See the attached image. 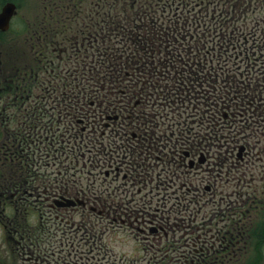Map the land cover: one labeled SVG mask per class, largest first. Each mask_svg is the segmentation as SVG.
Returning <instances> with one entry per match:
<instances>
[{"label": "flooded vegetation", "instance_id": "obj_1", "mask_svg": "<svg viewBox=\"0 0 264 264\" xmlns=\"http://www.w3.org/2000/svg\"><path fill=\"white\" fill-rule=\"evenodd\" d=\"M7 1L0 0V10ZM15 1L23 12L0 28V264H232L239 252L264 264V234L252 240L250 225L244 240L232 239V226L218 224L209 227L211 234H198L211 240L181 239L192 234L170 228L168 204L154 214L153 195L142 192L156 185L157 200L169 201L173 188L180 203L187 185L221 205L242 190L258 197L264 216L263 105L255 108L254 122L242 117L229 133L213 134L206 147L197 135L192 141L172 137L169 119L153 110L142 87L146 98L125 89L95 96L90 89L100 86L97 81L74 85V48L89 40L88 25L105 24V0H36L30 9ZM75 87L81 97L74 96ZM75 118L88 153L80 172L69 153ZM177 125L172 130L182 133L183 122ZM107 146L112 149L103 150ZM203 166L206 176L198 174ZM127 228L136 230L151 257L128 255L105 238ZM69 239L79 242H71V250Z\"/></svg>", "mask_w": 264, "mask_h": 264}, {"label": "rangeland", "instance_id": "obj_2", "mask_svg": "<svg viewBox=\"0 0 264 264\" xmlns=\"http://www.w3.org/2000/svg\"><path fill=\"white\" fill-rule=\"evenodd\" d=\"M263 1V2H262ZM36 0H23V4L25 5V9H30L34 7ZM164 3L162 0H153V8L157 12V15L160 13L163 15V17L159 18V16H156L159 21L163 22H170L177 20V16H183L181 21V26L184 27V32L185 36L188 38L189 45L188 50L190 51L193 49V41L198 40L197 44L200 45L201 47L205 45L204 48H208V54L211 60L214 61L215 64H217V68L221 70L220 67H225L226 69L230 70L229 73L235 74L237 77H240L238 73H241L242 70H244V65L246 63H243L242 57L243 54L241 53L242 48H239L238 44L239 42L246 41L247 37H249L251 34L247 35V32H249V26L252 25H258L259 29L257 30L258 34H261V37L264 36V19L261 17L264 16L263 12L264 11V0H254L252 3H248V6H253L250 8L249 12L246 8H243L239 10V12H243L244 15H236V17H233L231 9L228 8V0H185V4L181 2V0H171L170 6L171 8L168 9L166 8L164 11L161 12V6ZM82 5L89 6V3H83ZM81 5V6H82ZM80 6V7H81ZM226 10L229 11L228 15L226 14ZM23 12V8L21 9L20 14ZM110 14H113L112 16H116V10L113 8ZM123 12H127V10H122ZM223 17H225V25L229 26V30L231 31V35L235 37V39H229L227 43H224L223 45L219 42V31L215 28V21L219 23ZM258 17L259 23L257 24L255 20L251 23H248V28H247V22L251 19H255ZM202 20V24L197 25V24H191L190 20ZM257 19V18H256ZM109 21H116L115 19H110ZM107 22L106 24L114 23V22ZM256 23V24H254ZM120 24V23H119ZM79 25L74 24L73 29H76ZM232 27L234 28L233 33H232ZM198 31V33H197ZM253 31V29H252ZM88 32V31H87ZM202 33V34H199ZM114 33L111 32V34ZM254 33V32H253ZM205 37H204V36ZM113 37L118 39L120 36L119 34H112ZM218 40V41H217ZM86 42H89L88 46L82 47L81 52L77 54L78 58V63L75 61L74 65H79V64H86V66L92 65L95 67V69H99L102 67V63L108 65L109 61H103L101 60V57L97 55L96 49L97 46L94 45V42L90 40H86ZM252 43V41H251ZM227 46H224L226 45ZM248 46L250 45V41H247ZM118 46V43H117ZM221 46V47H220ZM88 48V49H86ZM111 48L108 47L107 50H110ZM100 50V49H99ZM171 50V47H170ZM203 51V49H198L197 52ZM101 52V50H100ZM76 53V52H75ZM258 55H254V58H257ZM98 60H101V62H98ZM253 63H256V61H253ZM260 60L257 61V66L256 68H259L258 71H263L264 65L263 63L259 64ZM254 72L253 74H257V72ZM167 75L166 78L164 79V82H169L166 83L167 86L171 85L172 82H176L174 79V72L169 71V73H166ZM261 73L260 75H262ZM242 75V73H241ZM172 81V82H170ZM251 82V81H250ZM218 84V83H217ZM216 84V85H217ZM247 85V84H246ZM184 95L187 98L186 93ZM161 97V96H160ZM192 100L187 98V101L185 103V99H182L180 102H171L170 104H167L166 98H155V102L162 103L163 105H166L167 108L164 111V115L169 119V123H173L174 121H181V120H187V125L188 124H194L197 126V129H199L198 124L204 123L205 119L207 118V108L209 107L207 104H201L200 110L196 109V106H198L199 101ZM170 101V100H169ZM168 101V102H169ZM178 101V100H175ZM189 102V103H188ZM203 102V100H202ZM169 107V108H168ZM202 126V125H201ZM171 130V129H170ZM76 142V141H75ZM75 163L76 159L81 160L82 151L78 152L75 151ZM205 168V167H204ZM100 170V169H99ZM76 171V170H75ZM200 173L199 175H205L207 174V169L201 170L200 168ZM76 178H78V174L76 173L74 175ZM101 176V175H100ZM257 181V180H256ZM161 187H156V185H148L147 187H144L142 192H149L150 194L153 195L154 200H153V205L151 206L153 213H159L161 214L164 211V202L165 204H168L166 206V210H168V214L170 216V224L172 221H175L174 224H184V220L186 221V224H189V220L191 219H196V221L201 220V223L203 219L206 220L207 223V218L210 214H208L207 218L205 217V211L211 212L214 208H211L212 206H215L213 202L210 201H197L195 197V192L189 191L185 194L186 199L183 200L181 199L180 203L177 202V195L178 192H174L173 188H170V197L169 201H163V200H157L158 197L162 198V194H159V189ZM159 194V195H157ZM163 194H165L163 192ZM209 194H206L204 197L208 196ZM218 195H216L217 197ZM164 197V196H163ZM193 198V199H192ZM219 198V197H218ZM217 207L219 210V204L220 202L217 201ZM179 209H181V212L183 214L179 213ZM200 211L197 213V217H195V214H191L193 211ZM220 211V210H219ZM177 213L180 214V221H177ZM185 214V216H184ZM223 214V213H220ZM191 215V217H190ZM185 217V219L183 218ZM190 218V219H189ZM194 221V223L196 222ZM224 220H220L219 224H223ZM193 227V223H192ZM197 227V226H195ZM170 228L176 229L177 226H171ZM74 229H77V227H74ZM83 230L79 233V238L83 236ZM139 234L137 235V232L135 229H129L127 228L126 230L123 231H117V232H112L108 231L105 234V238L108 240L112 241V245L116 246V250L124 251L125 253H128V255L131 256H138L141 254V256H150L151 251L147 252L146 250L142 249L139 247L140 241L137 238ZM71 242H74L75 245H77L79 242L77 239L71 240L69 239L67 242L66 248L67 250L72 249V244ZM78 251H73V256L76 255Z\"/></svg>", "mask_w": 264, "mask_h": 264}, {"label": "trees", "instance_id": "obj_3", "mask_svg": "<svg viewBox=\"0 0 264 264\" xmlns=\"http://www.w3.org/2000/svg\"><path fill=\"white\" fill-rule=\"evenodd\" d=\"M146 9H139L136 12H132L128 16L135 17L138 19V23L135 24L132 21L128 20V24L125 23L121 27L122 38H120V44L122 45L123 49H120L121 55H118L116 52L111 53L108 55L109 59L113 63L120 62L122 65L126 66L127 64H143V65H150L153 63V59H155V55L151 58V51H152V43L154 42L156 45H160V43H166L169 42L171 45L176 44L175 42V36H178V33H181V26L179 23H169L168 31L165 32L163 30L162 24L161 26L155 27L152 26L153 24L156 25V22H148L145 21V17L148 16L147 13H145ZM142 19V21H140ZM191 24H194V20H190ZM199 23H202V20H199ZM221 27H225L224 25H220ZM219 26V27H220ZM226 31H223V36L226 35ZM173 34V35H171ZM223 38H220V42H222ZM126 45H129V49L126 48ZM197 47V45H196ZM184 53H177V49L172 51L171 54H168V57H163L162 55H158V62L159 64H167L169 67L174 68L176 71L179 70V73L186 74H194L191 78L190 76L186 77L189 79V81H193V84L198 85H205L207 86L209 83H212L213 81H216V71L218 69H215L213 66L214 62L212 60L205 57V54L192 55L189 52H186L185 49L183 50ZM131 53H134V58L132 61H129L130 59L127 58V56ZM183 56V57H181ZM136 59V60H135ZM138 60V61H137ZM166 62V63H165ZM176 64L178 65V68H176ZM187 65H193V70H189L190 68H186ZM183 66L185 68H183ZM207 67V69H206ZM214 69V70H213ZM213 70L212 77L209 76L208 71ZM221 80H224L222 76L219 77ZM221 82V81H220ZM236 83L228 82V84L220 85L218 94H214L213 98L214 101H218L219 104H222L223 102L228 100V98H232L230 93L231 88H235ZM236 92V91H235ZM234 92V93H235ZM203 93V97H205V93ZM245 96L241 95L238 96L239 102L244 98ZM239 106V105H238ZM213 129V128H212ZM214 129L212 132H209V137L213 135ZM239 224H241L239 222ZM249 264H254L253 262H250Z\"/></svg>", "mask_w": 264, "mask_h": 264}, {"label": "water", "instance_id": "obj_4", "mask_svg": "<svg viewBox=\"0 0 264 264\" xmlns=\"http://www.w3.org/2000/svg\"><path fill=\"white\" fill-rule=\"evenodd\" d=\"M15 11V4L7 3L0 12V25L8 26L9 20Z\"/></svg>", "mask_w": 264, "mask_h": 264}]
</instances>
